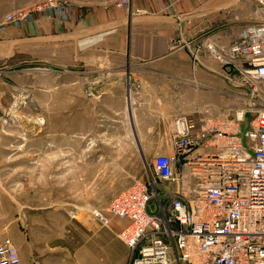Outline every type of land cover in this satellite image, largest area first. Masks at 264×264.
Wrapping results in <instances>:
<instances>
[{
  "label": "crops",
  "instance_id": "0c3cea01",
  "mask_svg": "<svg viewBox=\"0 0 264 264\" xmlns=\"http://www.w3.org/2000/svg\"><path fill=\"white\" fill-rule=\"evenodd\" d=\"M38 1L0 0V22L6 12ZM70 2L67 19L43 16L0 28V63H5L2 68L17 60L55 67L87 60V68L98 78L94 83L112 78L123 95L121 113L132 133L127 139L117 138L115 144L132 150L129 162L139 164L140 149L146 157L171 155L170 123L180 114L204 118L234 115L235 90L205 73L203 52H208L206 42L227 47L244 23L257 19L261 9L256 0H130L127 6L119 5V0ZM193 51L202 54L195 61ZM107 90L100 88L94 96ZM219 91L230 103L218 111ZM148 180L164 191L176 189L168 182L162 187L156 174ZM43 218L21 233L23 264L33 260L35 264H91L87 228L92 226L87 225V218L60 219L59 215V220H50L52 228ZM124 224L112 217L109 227L98 225L94 248L104 256L97 257L95 264H107L109 242L120 251L114 264H128L129 248L116 235Z\"/></svg>",
  "mask_w": 264,
  "mask_h": 264
},
{
  "label": "built area",
  "instance_id": "2783aa9c",
  "mask_svg": "<svg viewBox=\"0 0 264 264\" xmlns=\"http://www.w3.org/2000/svg\"><path fill=\"white\" fill-rule=\"evenodd\" d=\"M256 2L261 18L241 26L231 44L205 43L228 67L230 80L248 87L257 104L250 125L242 126L243 108L233 116L174 117L172 154L155 155L152 166L176 189L137 180L106 207L91 209L102 227L112 217L125 221L116 235L129 248L128 264H264V0ZM69 6L66 0H41L6 13L0 28L43 16L64 20ZM20 260L14 241L3 238L0 264Z\"/></svg>",
  "mask_w": 264,
  "mask_h": 264
},
{
  "label": "rangeland",
  "instance_id": "374dc122",
  "mask_svg": "<svg viewBox=\"0 0 264 264\" xmlns=\"http://www.w3.org/2000/svg\"><path fill=\"white\" fill-rule=\"evenodd\" d=\"M199 51L191 53L192 61L202 55ZM203 60L206 74L235 90L236 108L245 110L242 126H249L257 104L249 99L248 87L231 81L228 68L209 51L203 52ZM83 62L52 67L17 60L5 68L0 63V241L13 239L20 253L21 233L37 219L44 217L52 228L50 220H59V215L87 218L92 226L87 228V242L92 243L88 257L95 264L104 254L94 248L100 224L91 209L105 207L115 193L137 180L149 182L153 155L146 157L140 149L137 164L129 162L131 149L116 148L117 138L132 134L121 113L123 95L112 78L94 83L98 78L87 60ZM103 87L107 92L94 96ZM217 95L219 111L230 100L220 91ZM158 182L162 187L167 183ZM108 247L107 264H114L120 251L111 242Z\"/></svg>",
  "mask_w": 264,
  "mask_h": 264
}]
</instances>
